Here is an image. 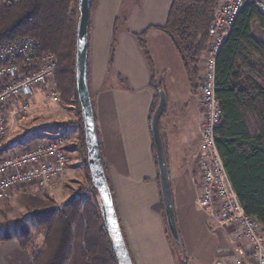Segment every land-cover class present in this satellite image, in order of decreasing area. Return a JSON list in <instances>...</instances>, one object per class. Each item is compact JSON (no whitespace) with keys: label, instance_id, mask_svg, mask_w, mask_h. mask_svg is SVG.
Masks as SVG:
<instances>
[{"label":"trees","instance_id":"16d2710c","mask_svg":"<svg viewBox=\"0 0 264 264\" xmlns=\"http://www.w3.org/2000/svg\"><path fill=\"white\" fill-rule=\"evenodd\" d=\"M93 1L90 0V7ZM218 1L172 0L165 24L147 29L160 30L171 38L190 79L196 76L197 69L194 66L190 71L189 64L194 65L204 49ZM78 16V0H16L11 4L0 3V44L16 37L30 36L37 41L39 52L51 53L56 58L57 67L53 78L61 100L74 103L78 111L76 120L61 124L63 127H74L78 132V145H69L67 151L69 156L70 151L80 152L89 184L79 187L59 205L29 211V219L42 230L43 235L40 246L32 252L31 264H66L72 251L73 227L80 218L85 224L82 242L87 261L90 264H118L105 226L100 197L92 184L87 164V148L75 83ZM254 23L264 30V15L255 6L247 4L237 15L217 54L216 96L222 120L215 129V135L224 168L240 204L246 214L254 216L264 228V40L254 36ZM147 30L137 37L151 65L145 43ZM115 41L114 32L108 63L112 61ZM189 41L198 43L197 51L183 45ZM151 85L155 94L152 115L158 101V90L162 87L160 84L154 85L153 81ZM10 144L11 141L3 144L0 152ZM98 144L118 217L99 137ZM160 210L164 217L162 200ZM118 221L131 257L119 217ZM9 225L14 228L13 235L0 234V243L14 238L21 249H27L31 243V231L27 223L22 219L3 221L0 222V230L7 229ZM172 242L183 260L187 261L181 239ZM131 260L133 263L132 257Z\"/></svg>","mask_w":264,"mask_h":264},{"label":"crops","instance_id":"0c3cea01","mask_svg":"<svg viewBox=\"0 0 264 264\" xmlns=\"http://www.w3.org/2000/svg\"><path fill=\"white\" fill-rule=\"evenodd\" d=\"M171 1L94 0L90 7L88 89L118 217L134 264H180L160 210L158 170L150 132L155 99L151 84L152 81L154 85L160 84V76H156L137 37L148 28L165 24ZM114 32L117 43L112 58L113 73L108 74ZM158 32L162 31L147 30L146 47L147 40ZM115 75L124 78L128 87L117 82ZM171 103V111L164 110L168 115L175 106ZM187 117L186 121L179 119V124L185 127L179 132L173 131L166 116L160 125L176 223L188 259L197 260L199 246L204 244L211 251L210 264L223 263L225 257L243 253V246L233 241L230 231L210 230L206 212L195 204L200 185L194 157L198 144L192 127L196 118L188 111ZM72 130L70 133L76 137L77 130ZM83 230L84 224L80 225L78 237L73 235L66 264H89L82 242ZM31 261L32 253L21 249L14 238L0 243V264H31Z\"/></svg>","mask_w":264,"mask_h":264},{"label":"built area","instance_id":"2783aa9c","mask_svg":"<svg viewBox=\"0 0 264 264\" xmlns=\"http://www.w3.org/2000/svg\"><path fill=\"white\" fill-rule=\"evenodd\" d=\"M15 1L0 0V3ZM247 4L264 15V0H222L208 27L210 38L203 54L204 73L198 84L204 120L194 156L200 183L195 204L206 212L210 227L230 231L233 241L243 246V253L236 254L235 264H264V228L254 216L246 214L240 204L224 168L215 135L222 120L216 96V57L237 15ZM56 67L54 55L39 52L33 37L20 36L0 44V148L7 142L13 124L25 117L30 96L53 79ZM51 95L54 100H60L56 84ZM74 141L71 133L61 132L1 150L0 201L21 187L43 194L69 164L67 147Z\"/></svg>","mask_w":264,"mask_h":264},{"label":"rangeland","instance_id":"374dc122","mask_svg":"<svg viewBox=\"0 0 264 264\" xmlns=\"http://www.w3.org/2000/svg\"><path fill=\"white\" fill-rule=\"evenodd\" d=\"M221 3L222 0H219L215 10L221 5ZM252 30L256 38L264 40V30L261 29L257 23L253 24ZM209 38L195 64H189L190 71L194 66L197 69L196 76H193L191 79L182 63L180 54L168 35L164 32H158L156 36L154 35V37L147 40V49L149 51L151 63L154 67L156 76H160V81L158 83H160V86L162 87L161 89L166 92V112L168 109L170 110L172 101L175 105L173 106V112L170 115L165 112L160 118L159 123L162 126L163 118L166 116L174 128L173 131L179 132L185 128L182 124H179V119L181 118V120L186 121L188 118L187 111L191 112L196 118V122L193 123L192 127L195 131L194 137L197 144H199L200 127L204 120L203 109L199 106L197 85L203 77V54L207 48ZM116 43L117 39L115 41L114 50L116 48ZM183 45L187 48L189 47L193 51H197L198 49V43H192L189 41ZM114 52L115 51H113V53ZM112 66L113 60L108 63V74L113 73ZM115 80L128 87V83L124 78L115 75ZM191 83L195 86H192ZM54 84L56 83L53 78L48 83L35 89L28 99V111L25 114V117L13 124V128L7 138V141H11L10 145H16L15 143L17 142L29 143L35 139L51 137L56 133H70V131L74 132L72 129L76 130L74 127L61 126V124L66 121L76 120L78 111L74 103L63 102L61 96L59 101L54 100V97L51 95V89L54 87ZM107 85L108 83L104 84L103 87L105 88ZM184 101L186 102L184 103ZM179 107H181V113L178 112ZM75 134L77 135H75L74 144L78 145V132ZM81 161L82 156L78 150L70 151L69 164L66 165L61 177L47 188L43 194L36 193L29 187H21L20 189L15 190L9 198L0 201V222L22 219L27 223V226L31 231V243L25 250L32 253L40 246L43 239L42 230L35 226L29 219V211L59 205L72 196L79 187L89 185ZM88 197L89 195L86 196V198ZM197 210L201 211L199 208ZM83 224L84 220L80 218L74 225V237H78L80 225L82 226ZM7 227V229L0 230L1 235H13V226L9 225ZM210 230H214V226H212ZM168 235L170 237L169 233ZM172 246L174 248L176 259L180 264H210L211 262V251L206 250L204 244L203 246H199V251L201 252L199 253L197 260H194L193 258V261L190 257L189 259L187 258L185 252L187 261H184L173 242ZM225 260L226 262H223L225 264H235L236 255H229L225 257ZM220 263L222 262H216V264Z\"/></svg>","mask_w":264,"mask_h":264},{"label":"water","instance_id":"95a60500","mask_svg":"<svg viewBox=\"0 0 264 264\" xmlns=\"http://www.w3.org/2000/svg\"><path fill=\"white\" fill-rule=\"evenodd\" d=\"M78 9L79 16L76 25L75 83L83 121L89 174L92 184L96 188L100 197L105 226L112 240L116 260L118 264H133L121 233L111 191L104 173L94 113L87 83L90 0H78ZM166 105V92L163 89H159L158 101L150 118V132L155 152L160 196L166 227L172 241L179 242L181 238L174 213L169 169L159 125L160 118L166 109Z\"/></svg>","mask_w":264,"mask_h":264}]
</instances>
